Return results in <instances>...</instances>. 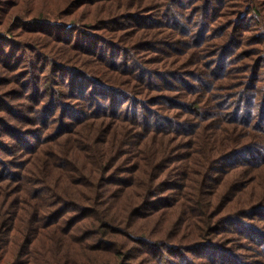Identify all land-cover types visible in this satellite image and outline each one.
Segmentation results:
<instances>
[{"label": "trees", "instance_id": "trees-1", "mask_svg": "<svg viewBox=\"0 0 264 264\" xmlns=\"http://www.w3.org/2000/svg\"><path fill=\"white\" fill-rule=\"evenodd\" d=\"M0 264H264V0H0Z\"/></svg>", "mask_w": 264, "mask_h": 264}]
</instances>
